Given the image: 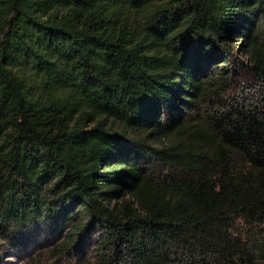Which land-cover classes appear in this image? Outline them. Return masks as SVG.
<instances>
[{
  "label": "trees",
  "instance_id": "1",
  "mask_svg": "<svg viewBox=\"0 0 264 264\" xmlns=\"http://www.w3.org/2000/svg\"><path fill=\"white\" fill-rule=\"evenodd\" d=\"M76 264H264V0H0V237Z\"/></svg>",
  "mask_w": 264,
  "mask_h": 264
},
{
  "label": "rangeland",
  "instance_id": "2",
  "mask_svg": "<svg viewBox=\"0 0 264 264\" xmlns=\"http://www.w3.org/2000/svg\"><path fill=\"white\" fill-rule=\"evenodd\" d=\"M52 234L43 226H28L16 240L0 237V264H76L73 256L53 257L47 253Z\"/></svg>",
  "mask_w": 264,
  "mask_h": 264
}]
</instances>
